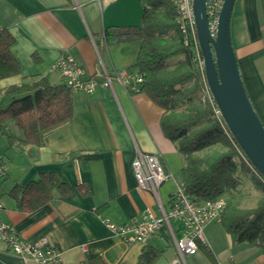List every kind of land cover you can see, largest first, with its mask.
Returning a JSON list of instances; mask_svg holds the SVG:
<instances>
[{"label": "crops", "instance_id": "0c3cea01", "mask_svg": "<svg viewBox=\"0 0 264 264\" xmlns=\"http://www.w3.org/2000/svg\"><path fill=\"white\" fill-rule=\"evenodd\" d=\"M141 0H0V29L14 37L12 54L20 73L0 80V93L20 83L46 77L62 84L52 64L70 55L92 76L101 67L130 70L139 41L107 45L104 30L140 23ZM231 42L240 76L250 102L264 125V15L261 0H235L230 19ZM5 96L7 105L12 97ZM69 121L42 133L39 145H28L12 123L0 131V156L5 175L0 179L2 220L12 225L27 243L45 238L65 264H137L144 244L123 243L106 221L121 225L145 209L160 213L182 182V156L163 134L162 109L148 96L126 92L113 83L112 90L96 88L71 95ZM159 154L171 174L157 197L137 187L131 168L135 150ZM52 173L71 192L64 198L53 189L50 198L31 211L20 206L22 189L41 174ZM15 189L17 196L13 197ZM87 192V194H83ZM209 259L199 250L186 264H263L261 250L248 242H234L218 219L204 227ZM150 244L169 255L154 264H168L176 257L173 242L163 229ZM169 249L168 251H166ZM171 250V252H170ZM0 264H40L8 251L0 243Z\"/></svg>", "mask_w": 264, "mask_h": 264}, {"label": "trees", "instance_id": "16d2710c", "mask_svg": "<svg viewBox=\"0 0 264 264\" xmlns=\"http://www.w3.org/2000/svg\"><path fill=\"white\" fill-rule=\"evenodd\" d=\"M141 5L140 23L106 28L105 43L139 41V50L131 65L143 77L138 91L163 111L160 126L182 156L181 174L186 194L200 201L224 197L227 205L219 218L221 225L234 242H248L264 256V178L242 158L226 125L214 116L210 104L203 98L202 80L191 62L188 48L183 45L171 0H141ZM261 5L264 15V0ZM13 44L12 34L0 29V80L20 73V65L11 51ZM3 93L5 96L23 94L12 97L7 105H0V131L12 138L5 128V123H12L28 145H39L44 131L72 117V93L63 83L50 84L46 77L29 84L11 85ZM244 179L251 181L260 193L250 207L240 202ZM53 189L61 198L71 192L52 173L39 175L22 189L21 209L31 211L45 203ZM17 192L15 189L13 197ZM200 249L213 260L205 245ZM160 253L146 244L137 264H154Z\"/></svg>", "mask_w": 264, "mask_h": 264}, {"label": "built area", "instance_id": "2783aa9c", "mask_svg": "<svg viewBox=\"0 0 264 264\" xmlns=\"http://www.w3.org/2000/svg\"><path fill=\"white\" fill-rule=\"evenodd\" d=\"M222 1L205 0L208 31L213 38L216 35ZM171 2L178 16V30L182 36L183 45L188 48L191 62L196 66L202 80L203 98L208 101L214 116L222 124L224 121L205 78L204 60L199 48L192 7L193 0H171ZM52 70L59 73L63 84L71 93L75 91L90 93L96 88L110 91L113 83L119 84L126 92H129L136 90L143 80L141 74L130 70L108 71L103 66L94 75L88 77L84 68L68 54L58 57L52 64ZM238 151L253 169L243 153ZM131 168L137 187L155 197H157L159 186L171 176L164 168L159 154L143 153L137 149L131 160ZM4 175L5 166L0 156V179ZM226 205L227 201L224 197L212 200H193L186 194L183 183L180 182L171 194L167 208L160 205L159 214L147 208L121 225H114L107 221L106 225L120 241L126 244L138 241L146 245L152 237L164 229L176 251V257L168 264H186V259L190 255L199 251L201 245H206L205 225L211 220H219ZM3 210L4 206L0 199V243L8 251L40 264H65L61 261L57 248L49 244L45 238L35 243L25 242L12 225L3 222Z\"/></svg>", "mask_w": 264, "mask_h": 264}, {"label": "water", "instance_id": "95a60500", "mask_svg": "<svg viewBox=\"0 0 264 264\" xmlns=\"http://www.w3.org/2000/svg\"><path fill=\"white\" fill-rule=\"evenodd\" d=\"M234 1H222L213 38L208 31L205 0H193L196 33L206 82L221 117L243 155L264 178V125L244 88L231 42Z\"/></svg>", "mask_w": 264, "mask_h": 264}, {"label": "rangeland", "instance_id": "374dc122", "mask_svg": "<svg viewBox=\"0 0 264 264\" xmlns=\"http://www.w3.org/2000/svg\"><path fill=\"white\" fill-rule=\"evenodd\" d=\"M5 96L4 94L0 93V105L2 106L5 102ZM240 192H241V205H245L247 207H250V206H253L256 199L259 197L260 193L259 191H256L255 188H254V185L251 183V181L249 180H246L244 179L241 183V186H240ZM169 249H167L166 251H168ZM171 252V250H170ZM169 255L168 252H163L160 256V260L162 258H165Z\"/></svg>", "mask_w": 264, "mask_h": 264}]
</instances>
